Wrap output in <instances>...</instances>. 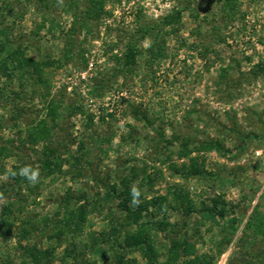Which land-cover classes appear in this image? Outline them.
I'll return each instance as SVG.
<instances>
[{
	"label": "rangeland",
	"instance_id": "obj_1",
	"mask_svg": "<svg viewBox=\"0 0 264 264\" xmlns=\"http://www.w3.org/2000/svg\"><path fill=\"white\" fill-rule=\"evenodd\" d=\"M19 4L0 0V28L47 64L45 83L21 91L0 73L3 95L20 94L0 95V183L11 193L0 213L14 200L0 264H35L22 246L39 264H264V0ZM174 10L181 26L159 40L163 55L146 35L127 59L133 30ZM46 144L61 163L51 173L40 167ZM23 164L40 177L18 189L3 177ZM125 191L135 220L119 206ZM132 233L149 236L151 255L128 250Z\"/></svg>",
	"mask_w": 264,
	"mask_h": 264
},
{
	"label": "trees",
	"instance_id": "obj_2",
	"mask_svg": "<svg viewBox=\"0 0 264 264\" xmlns=\"http://www.w3.org/2000/svg\"><path fill=\"white\" fill-rule=\"evenodd\" d=\"M14 2H20V4L22 2H25L26 4H30L33 3L35 9L37 10H43L44 8H46V5L48 3L49 0H13ZM93 2L96 3H100L103 0H92ZM19 4V5H20ZM6 6L8 7L9 11H12L14 8L11 7V4L8 3L6 4ZM97 6V5H96ZM39 10V11H40ZM43 13V12H42ZM22 12H19V14H17L19 17L21 16ZM43 18L42 20L46 19V15L45 13L42 14ZM181 26V16L178 10H174L172 13H169L167 15H165L164 17H162V19L157 22L154 25H144L141 27H137V29L133 30V34L130 35L131 39H134L135 41H129V43L127 44V50H126V56L127 59L128 58H133L134 53L137 52V48L138 45L137 43H139L146 35H149L151 37L152 43L149 46V51L152 54V56H154V58L156 57H160L163 55V44L162 43H158L159 40L161 41L162 39L164 40V36L167 35H172V33H176V31H178L180 29ZM165 27H168V29L165 31L163 30ZM11 27L7 26V27H2L0 28V50L4 51V54L2 57H0V73L7 76L8 78L11 79V77L15 74V78L18 81V87L21 90H23L25 87H30L34 86V85H41L45 83V79H44V69H45V65L47 63H43L41 61H36L35 59H33L32 57H29L26 55V48L28 46H22V44H17L16 47H9V45H11L14 41L9 38V35H7V33H9V30ZM160 38V39H159ZM127 59H124L121 62V65H127L128 61ZM9 95H12L11 99L9 98L10 96H8V94L5 96L3 95L2 89H0V95L2 94V98L3 100H8L10 99V101L13 103L17 97L20 96L19 93L15 92L14 90H12ZM0 100H1V96H0ZM56 106L54 105L53 101L50 100L47 104V115L50 118V121H54L55 120V116H56ZM41 121V120H40ZM44 120H42L43 122ZM46 134L39 132L36 134L31 135L29 139L31 141H36V139H42L43 137H45ZM48 135V134H47ZM46 138V137H45ZM44 141H46L44 139ZM81 146V145H80ZM44 150L42 151L43 154H45V158L42 159V161H40V167L44 170L47 171V173H51L54 168H59L60 166V162H56V160L52 159V154L53 150L49 148V145H45ZM24 166H27L26 164H23L22 166H18V167H14V171L17 172L18 174V169L19 168H23ZM16 179L13 182L18 189L20 188V181H22V179L24 178V176L22 177H17L18 175H15ZM8 183H0V197L1 195L4 196H11V193H8L7 191L9 190ZM116 195H120V192L117 193L116 190H114ZM122 193V192H121ZM132 197V192L130 191H125L124 195H123V200H120L119 206L121 209L127 211V220L131 219V220H135L136 217H138L139 213H140V209L137 208L138 206H136V208L132 207L131 205H128L127 200H129V198ZM20 200H18L19 202ZM14 200L13 198L11 199H7V203H5L2 208H1V213H0V227H4V218L6 215H8L11 212V207L14 205ZM216 213V212H215ZM76 222V220H75ZM3 231H8L7 229L3 230ZM8 232H6L8 234ZM29 233L28 230L23 229L22 230V235L21 237H25L27 234ZM9 235V234H8ZM128 240H127V247L128 250L129 249H139L140 251L144 252L146 255H151L152 253V246L150 244V240H149V236H143L141 235V233H132L128 235ZM22 252L24 251V254L27 255L28 257L30 256L32 263L35 264H39L41 259H43L44 257L41 254H37V251H35L34 247L29 248V247H25L22 246ZM43 257V258H42ZM25 262V261H24Z\"/></svg>",
	"mask_w": 264,
	"mask_h": 264
},
{
	"label": "clouds",
	"instance_id": "obj_3",
	"mask_svg": "<svg viewBox=\"0 0 264 264\" xmlns=\"http://www.w3.org/2000/svg\"><path fill=\"white\" fill-rule=\"evenodd\" d=\"M19 174L23 175L28 180V182L33 185L38 183L39 177H40L39 169L33 168L31 166H24L23 168L20 169ZM15 175H17V172L9 169L8 172L5 173V176L3 177V179L6 180L9 176L14 177ZM132 192L134 195L133 203L138 204L139 203L138 197L140 195L139 189L136 187H133Z\"/></svg>",
	"mask_w": 264,
	"mask_h": 264
}]
</instances>
